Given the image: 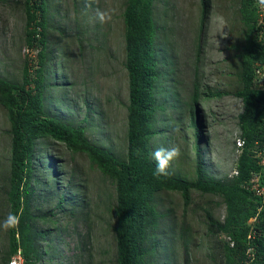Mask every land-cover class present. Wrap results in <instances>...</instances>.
Masks as SVG:
<instances>
[{
    "label": "rangeland",
    "instance_id": "obj_1",
    "mask_svg": "<svg viewBox=\"0 0 264 264\" xmlns=\"http://www.w3.org/2000/svg\"><path fill=\"white\" fill-rule=\"evenodd\" d=\"M45 1L44 110L82 128L91 145L124 161L128 76L122 13L127 0ZM204 7L203 12L202 0L153 2L158 111L150 147L152 153L170 142L179 145L182 155L170 176L182 182L196 179L190 112L197 88L196 108L204 126L201 180L229 185L242 112L235 94L244 27L239 0H204ZM97 9L111 18L100 24ZM24 31L23 0H0V79L15 85L22 83L26 60L31 73L35 68L37 50L26 47ZM216 92L224 95L208 98ZM10 139L7 113L0 106V225L10 212ZM115 198L114 183L85 154L47 138L35 141L28 196V222L36 234L33 263L117 264ZM154 200L165 216L156 231L155 264H224L228 238L216 227L225 217L219 196L191 190L186 208L177 192H157ZM11 256L8 230L0 227V264Z\"/></svg>",
    "mask_w": 264,
    "mask_h": 264
},
{
    "label": "trees",
    "instance_id": "obj_2",
    "mask_svg": "<svg viewBox=\"0 0 264 264\" xmlns=\"http://www.w3.org/2000/svg\"><path fill=\"white\" fill-rule=\"evenodd\" d=\"M203 12H204V0ZM154 0H127L122 13L124 24L125 69L128 76V104L126 107L127 146L124 161L97 148L86 139L82 128H74L49 117L44 110V57L46 30V1L23 0L25 14L24 40L26 47L37 50L35 68L31 73L29 60L22 70L21 85L0 79V106L7 113L10 134V212L20 217L18 228L8 229L9 252L21 251L24 264L33 263L34 239L29 220L28 196L31 161L35 141L47 138L64 145L73 153H83L115 186V248L117 264H155L158 246L156 231L165 216L156 209L154 194L160 191L180 193L183 206L190 205V191L219 196L225 206V217L217 229L230 242L223 247L224 264H245L249 242L255 246L254 260L249 264H264V206L260 198L243 188L253 172L261 171L257 148H264V91L256 90L254 67L264 63V44L255 34L257 6L254 0H239V15L243 23L244 44L238 48L240 61V90L236 92L242 102L238 116L239 133L243 145L235 164L237 175L232 183L203 182L200 146L204 126L196 108L197 88L194 90V108L190 112V126L195 136V175L192 182H182L153 175L156 162L151 160L150 142L155 105V83L158 78L154 54L155 28L152 17ZM205 13L201 17L200 31L204 30ZM220 92L208 93V98H220ZM264 185V176H262ZM258 207L261 210L258 212ZM253 223L256 236L248 239ZM11 256V257H12ZM10 257V258H11ZM10 260V259H9ZM9 262V261H8ZM8 264V263H7Z\"/></svg>",
    "mask_w": 264,
    "mask_h": 264
},
{
    "label": "built area",
    "instance_id": "obj_3",
    "mask_svg": "<svg viewBox=\"0 0 264 264\" xmlns=\"http://www.w3.org/2000/svg\"><path fill=\"white\" fill-rule=\"evenodd\" d=\"M257 6L258 10H257V15H258V19H257V27L258 30L255 33L258 37V41L261 42L262 44H264V4L260 3L257 0ZM253 87L256 90H260V91H264V63H257L254 67V85ZM243 145V141L241 140L240 137V133L237 134L235 133V141H234V147H235V154L238 158V156L240 155V148ZM255 156L258 158L259 162L258 164L261 167H264V148H257L255 151ZM232 175H237L236 170L234 169L232 172ZM262 176H264V174H262L261 171L259 172H253L251 177L248 179V181H246L243 184V188L245 190H248L249 192H251L255 197L260 198L262 201V206H264V185L262 184ZM261 207H258L257 211L259 212L261 210ZM257 215L255 217L250 218L247 221V224L251 226L250 230H249V235H248V239L249 240H253L254 237L256 236V231L253 229L252 224L257 222L256 219ZM249 247L246 250V257L247 260L245 262V264H249L250 262H252L254 260V252H255V246L253 243L249 242ZM230 245L232 246V243L230 242ZM8 264H24V259L21 255V251L18 250L17 253H15L9 260Z\"/></svg>",
    "mask_w": 264,
    "mask_h": 264
},
{
    "label": "clouds",
    "instance_id": "obj_4",
    "mask_svg": "<svg viewBox=\"0 0 264 264\" xmlns=\"http://www.w3.org/2000/svg\"><path fill=\"white\" fill-rule=\"evenodd\" d=\"M260 3L264 4V0H260ZM111 17L107 12L101 11L100 9L96 10V19L100 24H104L106 19ZM255 33L258 30L257 25L255 24ZM242 103V102H241ZM182 155L180 146L175 143H169L168 147H158L152 153V159L155 160L156 166L153 175L157 178L167 177L171 174L170 169L172 168L174 162L180 158ZM236 164V163H235ZM235 169V166H234ZM235 175H232L234 177ZM20 222V217L18 215L9 213V215L4 220L3 224L0 227H3L5 230L18 228ZM228 242H230L228 240Z\"/></svg>",
    "mask_w": 264,
    "mask_h": 264
}]
</instances>
